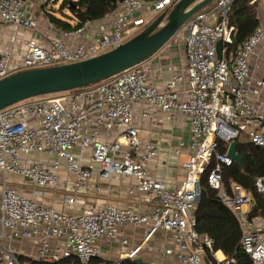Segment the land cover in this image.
Returning <instances> with one entry per match:
<instances>
[{
	"label": "built area",
	"instance_id": "obj_1",
	"mask_svg": "<svg viewBox=\"0 0 264 264\" xmlns=\"http://www.w3.org/2000/svg\"><path fill=\"white\" fill-rule=\"evenodd\" d=\"M233 1L218 0L215 8L199 11L166 44L182 39L187 63L162 87L150 82L143 62L106 80L26 99L0 110V170L28 180L34 195L67 183L61 176L65 170L72 176L74 188H94L97 192L101 188L92 183L95 172L101 179L133 177L135 190L150 195L156 202L148 213L106 205L88 206L79 214H70L4 182L0 194L1 264H25L10 244L23 238L41 243L39 262L71 258L90 264L100 254L99 242H114L123 226L147 228L143 242L129 254L131 258L164 230L172 235L176 245L164 251L175 254L178 264H235L234 258L219 257L213 237L197 229L195 211L202 198L205 174L210 188L217 191L221 202L238 219L243 232L241 245L251 264H264V217L250 216L255 198L241 184L234 182L227 187L224 182V167L234 162L227 156L232 141L244 135L246 141L264 148V108L252 97L259 94L264 80L253 76L250 63L264 42V26L259 24L236 52L229 54L227 45L233 42L235 27L229 23L228 10ZM27 2L0 0V24L33 29L39 15L28 13ZM116 3V10L104 17L109 22L101 28L97 27V20H87L77 30H61V37L48 46L30 39L20 60L0 50V80L23 70L80 62L103 54L142 31L176 2ZM90 29L93 40L72 49L69 40L86 35ZM218 41L223 43L220 60ZM141 103L146 105L140 114L142 119L151 120L158 112H180L188 119L192 141L189 158L182 164L186 175L176 189L167 188L147 171L146 164L157 158L159 147L140 138L135 108ZM102 129L116 132L117 138L103 137ZM221 142L227 144L225 152L219 151ZM75 148L81 152L90 148L92 164L85 165L77 159ZM184 149V142H180L174 152L181 155ZM255 188L264 198V175L256 178ZM65 202L72 206L75 198L67 196Z\"/></svg>",
	"mask_w": 264,
	"mask_h": 264
},
{
	"label": "crops",
	"instance_id": "obj_2",
	"mask_svg": "<svg viewBox=\"0 0 264 264\" xmlns=\"http://www.w3.org/2000/svg\"><path fill=\"white\" fill-rule=\"evenodd\" d=\"M253 1L250 4H253ZM38 2V0H28L27 2L28 13L39 15L38 24L33 29L18 28L13 24H0V50L4 53H10L14 60H20L24 57L27 42L30 39L48 46L54 39L61 37L60 32L63 29L51 22L46 11L50 7L39 6ZM255 2H257V17L260 24L264 26V0ZM108 22L107 18L99 19L97 20V27L101 28ZM229 23L231 26L236 27V24H233V19L229 18ZM93 29H90L86 35H76L73 40H69L70 47L74 49L81 42L92 41L94 38V34H91ZM144 63L148 69L150 82L157 87H162L166 79L186 66L187 57L182 39L172 40ZM250 63L253 68V76L264 80V42L258 47L257 53L251 57ZM252 97L264 108V86L258 95H252ZM145 108L144 103L135 108L137 115L135 124L139 128L140 138L144 142H155L159 147L157 158L146 164L147 171L152 178L162 181L167 188L176 189L186 175L182 164L189 158L188 146L192 141L190 124L187 117L180 112H158L156 117L151 120L142 119L140 114ZM101 133L105 138L109 137L112 140L117 138L114 131L107 133L102 129ZM240 141L247 142L245 139ZM180 142H184L185 149L181 155H177L174 150ZM90 151V148L85 149L83 152L80 148L73 150L76 158L80 159L85 165L92 164ZM95 175L96 177L92 183L99 185L100 192H97L94 188L89 191L83 188H74L70 181L72 176L63 170L61 176L67 180V183L61 184L56 189H43V194L34 195L33 186L28 180L13 174H4L0 170V194L1 186L6 182L25 195L34 197L56 210L70 214H79L88 206L115 205L120 208H130L139 213L151 212V209L156 206V202L150 195L135 190V178L114 176L111 179H101L98 178L97 172H95ZM131 190L133 192H130ZM67 196L75 198L74 205L69 206L65 202ZM146 231L145 226L121 227L118 238L114 242L105 240L99 242L100 254L90 264H124L127 261H133L135 258H142L147 264H178V258L175 254H166L164 251L166 248L176 246L172 235L164 230H160L151 237L134 257L129 256L143 242ZM123 240H126V243H123ZM4 243H8V241ZM10 244L17 250L22 263L39 262L37 258L42 248L40 242L35 241L33 238H23L12 240ZM51 244H55L54 240ZM217 255L219 257L225 256L221 250L217 252ZM71 262L67 264H76L78 261L71 259Z\"/></svg>",
	"mask_w": 264,
	"mask_h": 264
},
{
	"label": "trees",
	"instance_id": "obj_3",
	"mask_svg": "<svg viewBox=\"0 0 264 264\" xmlns=\"http://www.w3.org/2000/svg\"><path fill=\"white\" fill-rule=\"evenodd\" d=\"M177 2L178 0H173ZM252 0H234L229 6L228 16L236 27L232 33L233 42L227 45L228 53H234L260 24L256 14L257 2ZM51 9H46L49 19L56 26L65 31H74L87 20H99L117 8L116 0H49ZM59 4L58 7H55ZM68 12V13H66ZM236 19V20H235ZM74 22V24H73ZM238 153L243 158L244 168L236 162L224 167V182L227 187L234 182L241 184L250 191L255 204L250 216L264 217V198L256 191V178L264 175V148L255 146L250 142L237 140ZM227 144L220 143L219 151L225 152ZM213 164L207 169L209 172ZM203 180V178H202ZM197 229L207 233L215 240L216 251L221 250L229 257L235 259V264H251L250 257L241 245L242 228L233 212L225 206L218 197L216 190L210 188L208 183L203 184L202 198L195 211ZM71 258L60 261H31V264H67ZM76 264H80L76 262ZM124 264H134L127 261Z\"/></svg>",
	"mask_w": 264,
	"mask_h": 264
},
{
	"label": "water",
	"instance_id": "obj_4",
	"mask_svg": "<svg viewBox=\"0 0 264 264\" xmlns=\"http://www.w3.org/2000/svg\"><path fill=\"white\" fill-rule=\"evenodd\" d=\"M214 1L178 0L146 28L112 50L80 62L23 70L0 80V110L26 99L88 86L145 62L165 47L192 16ZM216 48L220 60L222 41L217 42ZM227 156L244 168L236 141L229 144ZM133 263L147 264L142 258H135Z\"/></svg>",
	"mask_w": 264,
	"mask_h": 264
},
{
	"label": "rangeland",
	"instance_id": "obj_5",
	"mask_svg": "<svg viewBox=\"0 0 264 264\" xmlns=\"http://www.w3.org/2000/svg\"><path fill=\"white\" fill-rule=\"evenodd\" d=\"M39 2H38V5L39 6H43V7H45V8H48V7H50V9L52 8L51 7V5H52V3H50V2H45L44 0H38ZM217 2H218V0H215L214 2H212L209 6H207L206 7V11H209V10H211V9H213V8H215L216 6H217ZM58 5L59 4H56L55 5V7H58ZM243 140V139H246L245 138V136L243 135L239 140ZM207 184V174H205L204 176H203V180H202V187H203V184ZM73 262V261H72ZM71 262V263H72Z\"/></svg>",
	"mask_w": 264,
	"mask_h": 264
}]
</instances>
